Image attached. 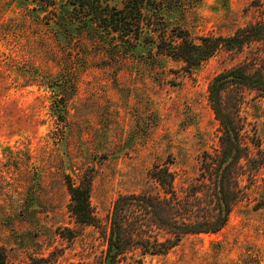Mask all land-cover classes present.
Returning <instances> with one entry per match:
<instances>
[{"label": "rangeland", "instance_id": "obj_1", "mask_svg": "<svg viewBox=\"0 0 264 264\" xmlns=\"http://www.w3.org/2000/svg\"><path fill=\"white\" fill-rule=\"evenodd\" d=\"M164 1L168 31L179 27L193 40L264 20V0ZM119 43L78 30L64 0L52 7L0 0V248L10 264L103 258L98 229L68 212L67 179L89 181L90 206L103 225L117 196L158 190L148 176L155 166L173 173L182 196L220 153L209 83L264 56V44L252 43L187 74L154 44ZM240 115L250 158L264 157V94L244 92ZM234 173L240 195L223 229L184 237L165 255L129 254L120 264H264V166L242 159ZM63 229L74 237H62Z\"/></svg>", "mask_w": 264, "mask_h": 264}, {"label": "trees", "instance_id": "obj_2", "mask_svg": "<svg viewBox=\"0 0 264 264\" xmlns=\"http://www.w3.org/2000/svg\"><path fill=\"white\" fill-rule=\"evenodd\" d=\"M28 1L52 7L57 0ZM64 1L78 30L112 34L128 48L154 44L156 53L180 62L181 70L187 74L221 51L240 52L252 43L264 44V20L230 36L207 35L193 40L179 27L168 31L160 14L164 0H123L120 8L106 0ZM252 66L233 67L217 74L209 83L208 101L221 127L220 153L215 162L204 163L197 183L182 196L174 188L173 173L167 167L155 166L148 176L158 190L117 196L107 224L103 225L90 206L89 181L74 185L67 179L68 212L76 224L98 229L106 245L103 258L93 264H120L129 254L137 252L140 256L165 255L184 237L215 234L224 228L240 195L235 166L242 159L250 160L254 166H264V157L250 158L242 135L244 121L240 108L244 92H254L257 97L264 94V56L254 58ZM60 235L72 239L74 231L63 229ZM136 262L142 264V258ZM0 264H10L2 248ZM27 264H53V261L39 257L31 258Z\"/></svg>", "mask_w": 264, "mask_h": 264}]
</instances>
